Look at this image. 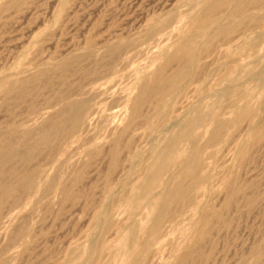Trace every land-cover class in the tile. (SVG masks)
<instances>
[{
  "label": "rangeland",
  "instance_id": "obj_1",
  "mask_svg": "<svg viewBox=\"0 0 264 264\" xmlns=\"http://www.w3.org/2000/svg\"><path fill=\"white\" fill-rule=\"evenodd\" d=\"M10 1L0 0V98L3 96L0 99V129L6 130L11 123L19 126L23 122L30 124L31 128L37 127L38 122L57 107L55 104L50 106L45 104L48 101L57 99L58 92L65 88L64 79L76 89L84 90L93 85H101L105 88L104 93L94 100L93 111H96L89 113L91 116H87L86 124L76 134V137L69 138L61 147L60 152L44 150L29 165H25L26 170L33 165L39 173L36 176V188L28 193H22L16 206L7 205L3 209L0 218V226L4 227L0 231V253L4 257H10V264H119L122 255L119 245L116 244L119 243L122 235L132 231L136 238L135 242L142 254V264H176L174 259L176 249L179 248L178 250L182 252L193 242V233L200 225V217L203 212L210 211L212 208H221L227 194L226 182L229 181L236 188L248 182L254 184L236 195L234 205L224 212L223 221L214 223L210 227L204 244L205 256L201 259L191 260L188 264H238L242 260L247 261L248 264H255L251 252L258 245L263 244L264 246V131L262 136L256 139L257 132L264 126V86L260 84L264 75V20L253 26L252 31L255 33L251 31V35L249 32V38L254 41L256 46L254 45L253 48L252 46L248 47L243 52L232 48L226 52L229 55L225 52L224 54L213 52L211 56L203 58L200 61L201 68L199 67L203 75L200 73L198 81L192 83V86L190 84V87L187 86L182 94L170 95L174 98L167 97L171 111H169V116L167 115L168 117L165 120H158L153 127L152 125L151 127L135 125L129 130L128 134H134L132 146H136L133 149L140 148V150L136 157L130 156V154L123 155L120 158L121 161H118L117 166L110 173V176H112L110 177L108 176V142L125 116V95L131 87L134 88L139 83L151 78L156 67L174 51L172 50L174 49L173 45L189 36V28L194 24V19L188 17V11L192 7L190 5H194L196 0H191L192 2L183 0L184 6L181 0H18L16 4L9 5ZM186 10L187 12H185ZM258 13L262 14V11ZM172 17L182 19L181 28L164 40L165 37L161 38V36L159 37L160 34L156 33L158 24L162 20ZM151 23L155 25L153 26ZM182 23L184 26H182ZM180 31L181 33H179ZM178 35L181 36V39ZM120 38H123V40ZM165 41L166 44L168 43L167 46L172 45V47L168 46V49H163ZM113 44H123L126 53L116 61L111 70L107 68L106 63L96 65L94 62L100 58L102 52ZM249 49L252 50L249 51ZM78 55L81 56V61L73 63L68 72L61 73L59 65L64 60ZM234 55L237 56V59ZM239 55H241V59ZM231 57L234 58L231 59ZM152 58L155 59L152 60ZM209 59L213 61L210 62ZM238 59L240 64L239 62L236 63ZM255 59H257V63ZM96 68L100 71L98 75L94 72ZM42 70L48 71L51 77L48 81H39L34 87H31V96L17 101L11 93H5L11 84H18L24 78H33ZM96 77H98V80ZM227 77L232 81L228 79L231 81L229 82ZM134 79H138L136 80L138 82ZM221 79H226L227 82L226 80L221 81ZM225 82L226 84L222 85ZM137 91L136 88L133 89L132 97L135 96ZM244 93H247V95L243 96ZM34 100L37 101L39 107V111L36 113L29 109L30 103ZM98 101H100L99 104ZM246 101L250 106L253 104L251 106L254 110L253 118L234 122L233 116L235 115L233 114L235 113L232 114L235 111L234 108L241 103H246ZM100 108H102L101 112ZM104 108L106 110H103ZM197 108H201L204 113L216 109L221 118L229 119L221 140L223 142L219 141L206 146L207 135L199 137L198 144L202 147L205 146L200 153L201 171L203 172L201 173H205L207 179L201 187L192 192L194 200L199 202L198 207L190 206L186 208L174 220L164 221L159 230L160 233L149 234L145 230L139 229L138 222L143 226H148L145 217L146 205L144 204L152 197V194H149L141 205H135V208L132 203L138 186L144 181L145 169L147 166L153 169L155 165V156L150 154L151 147L158 142L157 145L165 150L169 144L166 139L177 123H173V121L171 123L170 120H174L179 114L181 116L179 121H183L187 116L193 114ZM144 110V114L150 113L148 108ZM174 110H176V113ZM256 112L259 113L261 118L257 116L258 113ZM42 114L44 115L42 116ZM94 117L97 119H94ZM158 123H160L159 126ZM259 126H261L260 129ZM163 128L164 131H161ZM202 129V126L199 127V132ZM153 136L156 137L153 139ZM91 138L94 140L92 139V141ZM153 140L154 142H152ZM246 141L251 149H248L246 158L243 157L242 160H244L242 161L237 154V150L243 143L247 145L245 144ZM104 142L106 143L105 146ZM96 146H101L99 156L91 159L89 150ZM104 147L108 148L105 149ZM183 147H185V144H183ZM123 157L125 158L123 159ZM18 166H20V169L25 170L22 164H18ZM173 169L170 168L163 174L162 186L173 185L174 179L178 177ZM80 170L83 173L82 181L78 184L79 186L74 187L72 197L64 198L59 185L70 183L74 175ZM52 178L55 179V185L50 190L44 191V186ZM124 180L127 181L124 182ZM123 188L124 190H122ZM130 188H132V191ZM105 196H108V198ZM122 196L123 200L121 199ZM221 196L222 198H220ZM201 203L203 204L201 205ZM108 212L109 214H107ZM100 215H102L101 218ZM135 220L138 222H135ZM21 224H25L26 228L18 233L17 230ZM131 225L133 228H131ZM94 232L99 235L94 234ZM117 235L120 237L118 238ZM14 236L15 239H13ZM103 238H105L104 241ZM105 247L106 249H104ZM62 248L65 250L61 251ZM76 249H78V253ZM258 264H264V247Z\"/></svg>",
  "mask_w": 264,
  "mask_h": 264
},
{
  "label": "bare ground",
  "instance_id": "obj_2",
  "mask_svg": "<svg viewBox=\"0 0 264 264\" xmlns=\"http://www.w3.org/2000/svg\"><path fill=\"white\" fill-rule=\"evenodd\" d=\"M181 1H182V3H184L183 0H181ZM17 2H18V0H11L9 5H14ZM188 4L190 5V3H188ZM184 5H185V3L183 4V6ZM178 6H179V4H178ZM183 6H182V8H183ZM190 6H192V7H191L190 11H188V17L194 19V24L189 28L190 29L189 34H188L189 36H187L181 42H178L177 44L173 45L174 49H172V50H174V51L171 54H169L163 60V62L161 64H159L158 67H156V70L154 71L151 78H149L148 80H146L144 82L139 83L134 88L131 87L127 93L125 92L126 95L124 94L125 95V116L122 118L120 126L112 134L110 141L108 142L109 148L107 147L108 148L107 157L109 159V162H108L109 163V170H108L109 175L108 176H110V173H112L114 168L117 166L118 161H121L120 158L123 155L126 156L127 154L128 155L130 154V156L132 155L133 157H136L138 154V151L140 150V148L139 149H133V147L136 146V145L132 146L134 134H131V135L128 134L129 130L133 126L135 127V125H140L141 127H146V126L151 127V125H152V127H153V125L156 122H158V120L159 121L165 120L166 117L169 116V111H171L170 110L171 106L169 105L170 102H168L167 97L168 96H169V98L173 97V96H170L172 94H175V95L180 94V93L182 94L183 91L187 88V86L190 87L189 86L190 84L192 86V83L198 81L197 79H198V76L200 75V73H202V75H203V72H201V70H199L200 65H202L200 63V61L203 58H207V57L211 56L213 54V52L214 53L218 52V53L224 54V52L226 53L228 50H231L232 48H235L236 51L243 52L244 49L251 47V46L253 48L255 45L254 41L249 38V32L251 33L253 26L260 24L261 21L264 20V0H196L194 2V5H190ZM186 7H187V5H186ZM186 7H185V9H186ZM176 8H179V7H176ZM180 10H182V9H180ZM260 11H262V14L258 13ZM185 12H187V10ZM154 19H156V18H154ZM154 21H158V20H154ZM181 21H182V19H177V17L166 18V19L162 20L160 22V24H158L156 33L160 34L159 37L161 36V38L165 37L164 40H166L170 35L174 34L177 30H179L181 28ZM186 21H184V22H186ZM149 23H150V21H149ZM155 23H157V22H155ZM151 24H153V23H151ZM149 25H147V26H149ZM154 25L155 24H153V26ZM182 26H184L183 23H182ZM149 28L151 29L152 27H149ZM147 29H148V27H147ZM147 29H146V31H148ZM252 32H254V31H252ZM179 33H181V31ZM262 33H263V31H262ZM179 35H178V37H179ZM251 35H252V33H251ZM255 36H257V35H255ZM251 37L253 38V36H251ZM179 38L181 39V36ZM120 39L123 40V38H120ZM164 43L165 44H163V49H165V48L168 49L169 47H172V45L171 46L168 45L169 46L168 47L167 46L168 43L166 44V41ZM90 46H91V44H90ZM123 48H124L123 44H116V45L113 44L112 46L107 47L104 50V52H102V54L100 55V58L97 59L94 63L98 66L101 65V63L102 64L106 63L107 68H109L111 70V68L114 66L116 61L121 59V57L126 53V51H124ZM88 49H89V47H88ZM84 50H87V49H84ZM250 50H252V49H249V51ZM226 54H228V53H226ZM97 56H99V55H97ZM239 56H240L239 58L241 59V55H239ZM235 57H236L235 59H237V56H235ZM229 58H230V56H229ZM233 58L231 57V59H233ZM81 59H82L81 56L78 55V56H74V57H71V58L64 60L59 65L60 72L61 73L68 72L70 66L73 63L81 61ZM153 59H155V58H152V60ZM211 60L209 59L210 62H211ZM255 60L257 63V59H255ZM59 61L61 62V60H59ZM233 62H234V60H233ZM238 62H239V59L237 60L236 63H238ZM252 62H253V60H252ZM230 63H231V61H230ZM48 64H50V63L48 62ZM52 64L54 65L55 63H52ZM203 64H205V63H203ZM239 64H240V62H239ZM232 65H233V63H232ZM232 65H230V66H232ZM252 67H254V66H252ZM92 68H93V66H92ZM237 68L240 69L239 67H237ZM135 71H136V69H135ZM94 72L97 75L100 73V71L97 68L95 69ZM131 73H133V72H131ZM233 74H234V72H233ZM237 74H238V72H237ZM246 74H248V73H246ZM6 75L8 77V73ZM94 76H96V75H94ZM94 76H92V78H94ZM50 77H51V74L48 71L42 70L37 75H35L33 78H24V79H21L18 84H11L7 88L5 93H7V94L11 93L13 95V98L17 101L24 100L27 97L31 96L30 95L31 87H34L37 84V82H39V81H48L50 79ZM98 77H96L97 80H98ZM219 77H221V76H219ZM228 77H230V76H228ZM228 77H227V80L229 79ZM233 77L235 78L236 76H233ZM3 78H1V79H3ZM136 80H138V79H136ZM224 80H226V79H224ZM224 80L221 79V81H224ZM227 80H226V82H227ZM229 80H231V79H229ZM231 81H229V82H231ZM136 82H138V81H136ZM226 82L223 83L222 85H225ZM260 84H262L264 86V75L261 78ZM260 84H259V86H261ZM64 85H65V88H63L60 92H58L59 95H58L57 99L55 98L56 99L55 101H48L45 104V105H49V106L55 104V105H57V107L53 111L49 112L45 117H43L42 120H41V118H40L41 116H40L39 119L41 121L38 122L39 125L37 124L38 125L37 127L31 128L29 126L30 124L28 125L25 122H23L19 125L20 127L16 126L15 123H11L7 126L6 130L0 129V218L2 216L3 209H5V207L7 205H11V207L16 206V204L19 201L20 195L22 193H28L30 191H33L36 188V176H37L38 171H36L37 169L34 168L33 165L31 168L26 170L25 165H29L30 162H32L37 157V155L39 153L43 152L44 150L60 152L61 147L69 140V138L76 137V134L79 133V131L86 124L87 116L94 109V100L96 98H98L100 95H102L105 91V88H103V86H101V85H99V86L93 85L90 88L84 89V90L80 89V88L76 89V88H73L72 84L70 82H67L65 79H64ZM135 88L138 91L135 94V96L132 97V91ZM74 91H76V92H74ZM248 91H249V89H248ZM259 92H261V91L259 90ZM110 93H112V92H110ZM112 94H114V93H112ZM262 94H263V92H262ZM245 95H247V93L243 94V96H245ZM259 95H260V93H259ZM231 97H233V95H231ZM234 97H235V95H234ZM244 98H247V97H244ZM174 100H172V101H174ZM44 101H46V100H44ZM248 101H250V100H248ZM99 102L100 101H98V104H99ZM233 102H235V101H233ZM247 103L248 102L246 101V103H244V104L241 103L238 106H236V108H234L235 111L232 112V114L235 113V114H233V115H235V116H233L234 122L237 123V122H240L242 120L246 121L245 119L248 120V119L253 118L254 110L251 108V106L253 104H251V106H250L249 103L248 104ZM122 106H121V108H122ZM255 106H256V104H255ZM38 108H39L38 103L35 100L33 102H31L29 105V109L32 112H35V113L38 112L39 111ZM145 108L149 109V111H150V113L148 112L149 114L143 113V111H145L144 110ZM263 108H262V110H263ZM101 109L102 108L99 109L100 112H101ZM41 110L43 111L42 108H41ZM41 110H40V113H41ZM46 110H45V112H46ZM103 110H106V109L104 108ZM202 110H203V108H202ZM95 111H93V112H95ZM175 111L176 110H174V112ZM230 111H229V113H230ZM258 112H259V110H258ZM258 112H256V113H258ZM117 113H115V114H117ZM177 114H175V115H177ZM43 115L44 114H42V116ZM100 115H101V113H100ZM185 115H187V114H185ZM89 116H91V115H89ZM92 116H93V113H92ZM170 116H171V114H170ZM257 116L260 117L259 113ZM95 117H96V115H95ZM95 117H94V119H97ZM180 117L181 116H179V114H178L174 118V120H170L171 123H172V121H173V123L174 122L175 123L177 122V123L175 124V128L171 129L172 131L166 139L169 141L167 148L165 150H163L162 147L157 145L158 142L154 143L152 145L150 154L152 156H155V165H154L153 169H150V166H147V168L145 169L144 181L142 182V184H140L138 186V189L133 196L132 205H134V208H135V205H141L143 203V200H145V198L147 199L148 198L147 196L149 194H152V197L150 199H148V201L146 200L147 203L144 204V205H146L145 217H146V220L148 222V226H143V224H139V222L135 220V222H138L139 229H141L142 231L145 230L149 234H154V233L159 232L164 221L174 220L177 216L181 215L186 208H188L190 206L198 207L199 202H196L194 200L192 192L197 190L199 187H201L203 182L205 181V179H207V176L204 175L205 173L202 174L203 172L201 171L202 165H201V155H200L202 149L205 146H204V144H203L204 147H202V145L200 146L198 144V139L200 136L204 137L207 135L206 142H205L206 146L221 141L223 139V135H224V132L226 130V126L229 123V121H228L229 119L225 120V119L221 118L218 115L216 109L210 110V112L204 113L201 111V108L200 109L197 108V109H195L193 114H191L190 116H187L183 121H179V119H181ZM258 117H256V118H258ZM30 119H32V118H30ZM170 119H171V117H170ZM114 121H117V120H114ZM90 123H91V121H90ZM109 123H110V121H109ZM159 124L160 123H158V126H159ZM101 125H102V122H101ZM253 125H254V123H253ZM201 126L203 127V129L201 130V132H199L198 129ZM261 126H259V129ZM263 128H264V126L262 127L261 130H259V131L257 130L258 132L256 134V139H258L260 136H262L263 131H264ZM94 129H97V128H94ZM167 129H168V126H167ZM228 129H230V128H228ZM161 131H164V128ZM95 132H96V130H95ZM231 132H232V129H231ZM151 133H152V129H151ZM86 134H87V132H86ZM153 134H154V132H153ZM157 135H159V134H157ZM93 136H94V134H93ZM250 136H249V138H251ZM155 137L153 136V139ZM92 139L93 138H91V140ZM251 140H252V138H251ZM251 140H250V143H251ZM152 142H154V140ZM221 142H223V141H221ZM183 144H185V147H183ZM245 144H247V145H244V143H243L242 145L239 146V143H238L239 147L237 150L238 151L237 154L240 156L241 160L243 157L246 156L248 149H251L248 146L247 141L245 142ZM97 145H99V144H97ZM105 145H106V143L104 142V146ZM100 147L96 146V147H93L91 150H89V156L91 157V159L95 158L96 156H99V151H100L99 148ZM104 148L107 149L106 147H104ZM87 157H88V154H87ZM124 158L125 157H123V159ZM100 159H101V157H100ZM230 159H231V157H230ZM134 163H135V161H134ZM18 164H22L25 167V170L20 169L19 168L20 166H18ZM132 164H133V162H132ZM132 164H130V165L132 166ZM170 168H174L173 171L175 170L176 173L175 172L174 173L178 174V177L177 178L174 177L175 179H174V183L172 186H170V185L169 186L168 185L162 186V183H163L162 180H163V176H164L163 174L167 170H169ZM101 170H103V169L101 168ZM82 174L83 173L80 170L74 175V177L70 183L67 182V183H63V184L59 185V189L62 192L64 198L72 197L73 190H75L74 187L82 181V177H83ZM141 174H143V173H141ZM175 174H173V175H175ZM110 177H112V176H110ZM165 178H167V177H165ZM39 179H40V177H39ZM107 179H108V177H107ZM125 181H127V180H124V182ZM139 181H140V179H139ZM226 181H228V180H226ZM38 182H39V180H38ZM109 182H110V180H109ZM128 182H130V181L128 180ZM128 182H126V183H128ZM226 183H227V194H226V199H225L223 205L221 206V208H212L210 211H207V212L202 211L203 213L201 214V217L199 216L200 217V225L195 229V231L193 233V235H194L193 236L194 237L193 242H191V244L189 246H187L184 250H182V252L178 250L179 248L176 249L177 250L176 254L174 253V251H172L175 254L174 259L176 260V264H188L191 260H194L196 258L201 259L205 256L204 244L206 242L207 235L210 231V227L214 223H218V222L223 221L224 212L226 210H228L231 206L234 205V202L236 201L235 200L236 195L239 192L245 191L246 189L250 188L254 184L253 182H248V183H245L242 186L236 188L234 185L231 184L232 182L229 181ZM108 184H107V187L109 186ZM54 185H55V179L52 178L49 182L46 183L43 190L48 191ZM207 187H208V185H207ZM109 188L111 189V187H109ZM209 188H210V186H209ZM131 189L132 188H130V190ZM225 189L226 188L224 187V190ZM122 190H124V188ZM126 190H127V188H126ZM151 190H153V191H151ZM95 193H97V192H95ZM194 194H195V192H194ZM123 196L121 197V199L123 198ZM105 197L108 198V196H105ZM220 198H222V196ZM203 203H201V205ZM123 205L126 207V205L124 203H123ZM201 205H200V207H201ZM102 206H104V205H102ZM210 206H211V204H210ZM64 208H66V207H64ZM140 208H141V206H140ZM99 209H98V211H99ZM102 209H101V211H102ZM118 209H120V208H118ZM102 213H104V212H102ZM137 213H138V211H137ZM137 213L135 212V214H137ZM107 214H109V212ZM96 215H97V213H96ZM104 215H106V214H104ZM129 215L131 216V214H129ZM197 215H198V213H197ZM10 217H11V215H10ZM101 217H102V215H100V218ZM134 217H135V215L133 216V218ZM133 218H131V219H133ZM126 225H127V223H126ZM194 227H195V225H194ZM3 228L4 227L1 225L0 231H2ZM25 228H26V225L21 224V226L17 230L18 233L25 230ZM93 228H95V227H93ZM101 228H102V226H101ZM131 228H133L132 225H131ZM165 228H164V230H165ZM189 228H191V227H189ZM129 229H130V227H129ZM175 230H176V228H175ZM184 230H186V229L184 228ZM124 231H125V229H124ZM96 232H97V230H96ZM96 232H94V234H96ZM87 233H88V231H87ZM89 233H90V231H89ZM89 235L91 236V234H89ZM96 235H99V234H96ZM140 235H141V233H140ZM117 237H118V235H117ZM15 238L16 237L14 236L13 239H15ZM96 239H98V238L96 237ZM104 239L105 238H103V241H104ZM135 239L136 238L134 237L133 231L128 233V234H124L120 237L119 243L116 244V245H119L118 247H119L121 255H122L121 259L119 260V264H142V261H143L142 260L143 259L142 254L139 250L138 244L135 242ZM183 239H185V238H183ZM94 241H95V239H94ZM175 243H174V245L176 246ZM183 243H184V241H183ZM63 244H65V243H63ZM112 244H113V242H112ZM153 244H154V242H153ZM110 246H111V244H110ZM177 247H178V245H177ZM263 247H264L263 244L258 245L256 247H254V249L251 252L252 256L255 259V264L256 263L258 264V262L260 260ZM104 249H106V247ZM110 249H111V247H110ZM3 250H2V252H3ZM63 250H65V249L62 248L61 251H63ZM76 250L78 253V249H76ZM81 250H83V249H81ZM97 250H98V248H97ZM102 252H104V251H102ZM107 252H108V250H107ZM82 253H83V251H82ZM99 253H100V251H99ZM104 253H102V254H104ZM146 255L147 254L145 253V256ZM68 257H69V255H68ZM9 258L4 257L2 255V253H0V264H10L11 262H10ZM113 258H115V257H113ZM59 259H60V257H59ZM83 259H84V257H83ZM251 259H250V261H251ZM111 260L114 261L113 259H111ZM175 260H172V261H175ZM248 260H249V258H248ZM100 262H102V261H100ZM238 264H248V263H247V261L242 260Z\"/></svg>",
  "mask_w": 264,
  "mask_h": 264
}]
</instances>
